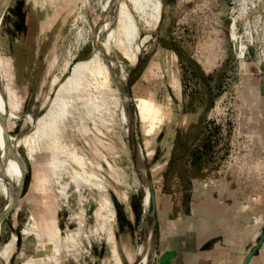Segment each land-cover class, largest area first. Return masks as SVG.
<instances>
[{
	"label": "rangeland",
	"instance_id": "rangeland-1",
	"mask_svg": "<svg viewBox=\"0 0 264 264\" xmlns=\"http://www.w3.org/2000/svg\"><path fill=\"white\" fill-rule=\"evenodd\" d=\"M74 1L13 0L1 23L5 101L18 107L7 132L22 134L28 172L18 209L0 224V252L9 248L0 264H115L113 249L120 264H155L147 182L174 198L187 176H219L264 197V0H160L157 28L138 22L131 47L101 55L43 118L56 102L50 80L64 82L63 64L91 58L104 23L115 26L114 2ZM100 65L106 84L93 75ZM140 99L153 113L140 112ZM56 231L59 242L46 238Z\"/></svg>",
	"mask_w": 264,
	"mask_h": 264
},
{
	"label": "crops",
	"instance_id": "crops-1",
	"mask_svg": "<svg viewBox=\"0 0 264 264\" xmlns=\"http://www.w3.org/2000/svg\"><path fill=\"white\" fill-rule=\"evenodd\" d=\"M178 184L174 198L165 189L155 194V217L148 215L156 233L155 264H242L264 231L263 195L243 194L219 176L193 174ZM248 264H264V242Z\"/></svg>",
	"mask_w": 264,
	"mask_h": 264
},
{
	"label": "bare ground",
	"instance_id": "bare-ground-1",
	"mask_svg": "<svg viewBox=\"0 0 264 264\" xmlns=\"http://www.w3.org/2000/svg\"><path fill=\"white\" fill-rule=\"evenodd\" d=\"M4 1L5 0H0V5L3 4ZM79 1H81L82 5H83V3H86L89 0H79ZM111 2H114V4L117 6V9H116L117 12H116V16H115L116 28H115V26L112 25L111 20L106 21V19H105L106 22L104 21L105 23L102 27V30L105 32L104 33L105 36L102 40L98 37L95 38L96 39L95 44H97V46H96V48L94 47L95 51L93 49L94 52H93L91 58H89L86 61H82V62H78L76 64H73L72 66H70V62L67 61L65 63V65L63 64L64 67L62 68V70L68 71V72L70 71L69 77H67L64 82H61L60 78L57 76L53 77L50 80V88L51 89L52 88L54 89L56 86H58L57 87L58 90L56 89V91L54 92V97L51 101V102H53L55 100L56 102L55 103L53 102L50 104V106H49L50 108L48 109L49 112L47 111V113L43 115V118H46L51 112H53V110L57 109V106L64 100L63 95H64V93L67 92V89L69 88V85H71L73 80L78 79V77H80L81 74L85 70H88V68L94 67V65L97 64V61L101 59V55H104V56L108 55L109 53H111V50L113 48H116V49L120 48L121 49L125 46H128L127 49H129L131 47L132 42L135 40V37L138 34V29H139L138 28V22H144L146 24V26L151 27L150 29H152V28L156 29L159 22L161 21V2H160V0H105L104 4L101 7L102 10H108L110 8ZM86 4H88V3H86ZM90 5H92V4H90ZM114 7L115 6H113V8ZM111 13H112V11H111ZM2 15H4L3 11L0 12V17ZM0 27H1V23H0ZM230 35H231V38L233 41L238 40V37L235 33L234 26L231 29ZM244 52H245V46L240 41L239 48H238L239 57H242ZM54 62H55V58L52 60V63L49 65V69L52 67V65H54L53 64ZM110 64H112V63H110ZM3 67L4 66H3L2 61L0 59V214L11 207L15 197L17 196L18 188H19V185L21 182V177L23 174V166H22V164L19 160L20 158L18 156V153L20 154L19 149L21 148L18 144V138L16 140H14L15 138L11 137L10 135H9L10 139L6 138V127H7L6 118H7V116L9 118H13V117L15 118L16 115H18L16 113V110L18 107H17V103L16 104L13 103L14 105L11 106L7 103V101H5V100H7V98H6L7 94H6V86H5V83L3 81ZM108 68H107V65H105V66L100 65V67H97L96 69L93 70V75L102 76L104 78L102 84H104V83L106 84V82L108 80V76H109V69ZM139 101H140L139 109H140L141 113H143L144 115L153 113L152 103L146 101L145 99H140ZM65 115L68 116L69 113L63 111L62 117H65ZM122 118H124V120L126 121V117L124 114H123ZM31 120H33V118L31 116L27 117L26 123L28 124L29 122H31ZM54 142L57 143L58 141L54 140ZM12 143L15 144V146H14L15 149L14 148L12 149ZM59 144H60L59 146H62L61 143H59ZM16 150L18 153L16 152ZM27 151L26 152H27L28 158H31L30 149H28ZM155 173L156 172H154V174ZM147 184H148V182H147ZM149 205H150V190H149V187L147 185L146 187H144V197H143L144 209H147L149 207ZM17 209H18V206L15 210H17ZM31 221H32L31 228L28 230L31 233H33V235L36 236L38 240L42 239L43 233H41L39 225H38L36 218L34 216H31ZM51 227H52V225L50 223H48L47 228H50L49 230H51ZM52 230L55 232L54 229H52ZM42 232H44V231H42ZM60 237H61V235L57 231H56V233H50L49 232L46 234V238L50 241H58L59 242ZM14 239H12L11 242H13ZM44 244H45V242H44ZM10 246L11 245L9 244V247ZM140 251H138V252H140ZM8 252H9V248H6L2 252H0V258L4 259V260L7 259ZM54 252L56 255H58L59 250L56 248V249H54ZM142 258H143L142 259L143 261L147 260L146 257H142ZM115 262H116V264H120L118 258H115Z\"/></svg>",
	"mask_w": 264,
	"mask_h": 264
},
{
	"label": "water",
	"instance_id": "water-1",
	"mask_svg": "<svg viewBox=\"0 0 264 264\" xmlns=\"http://www.w3.org/2000/svg\"><path fill=\"white\" fill-rule=\"evenodd\" d=\"M13 2V0H5L3 2V4L0 5V12L3 11L4 12V15H5V12L7 11L9 5ZM4 15H2L0 17V23H2V20L4 18ZM6 127V126H5ZM18 137H22V134L19 135ZM17 137V138H18ZM6 138L10 139L9 137V134L7 132V127H6ZM15 140V139H14ZM15 144L12 143V149L14 148L15 149ZM17 152V150H16ZM18 153V152H17ZM18 156H19V160L23 166V174H22V177H21V182H20V185H19V188H18V192H17V196L15 197L12 205L10 208H8L6 211L2 212L0 214V224L2 222V220L5 218V216L15 210L20 202V199H21V196L23 194V190H24V184H25V177H26V174L28 172V169H27V166H26V163H25V159L23 158V156L21 154L18 153ZM148 187H149V190H150V212H149V217L150 218H154L155 217V213H156V199H155V188H154V185L149 182L148 183ZM264 242V232L260 238V240L257 242V244L254 246V248L251 250V252L246 256V258L244 259L243 263L242 264H248L249 261L251 260L252 256L255 254V252L262 246Z\"/></svg>",
	"mask_w": 264,
	"mask_h": 264
},
{
	"label": "built area",
	"instance_id": "built-area-1",
	"mask_svg": "<svg viewBox=\"0 0 264 264\" xmlns=\"http://www.w3.org/2000/svg\"><path fill=\"white\" fill-rule=\"evenodd\" d=\"M243 55H244V54H243ZM243 55H242V56H243Z\"/></svg>",
	"mask_w": 264,
	"mask_h": 264
}]
</instances>
